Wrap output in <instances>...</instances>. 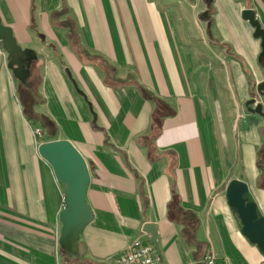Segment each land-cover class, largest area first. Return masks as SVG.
Segmentation results:
<instances>
[{"label":"crops","instance_id":"1","mask_svg":"<svg viewBox=\"0 0 264 264\" xmlns=\"http://www.w3.org/2000/svg\"><path fill=\"white\" fill-rule=\"evenodd\" d=\"M211 1L200 19L207 0H0L35 54L19 56L27 83L0 54V264H110L149 242L145 224L162 264H205L208 251L264 264L226 198L242 181L264 217V117L245 106L264 102L262 49L242 16L264 29V0ZM38 114L46 141H69L87 165L93 218L75 249L59 245L66 189L38 153Z\"/></svg>","mask_w":264,"mask_h":264},{"label":"water","instance_id":"2","mask_svg":"<svg viewBox=\"0 0 264 264\" xmlns=\"http://www.w3.org/2000/svg\"><path fill=\"white\" fill-rule=\"evenodd\" d=\"M242 16L254 28V38L261 41L262 51L258 57V63L264 69V29L253 10L243 11ZM0 40L7 53L9 67L20 81L27 83V73L19 61V56L26 55L29 58L28 63H30L32 58H35V54L30 50H21L16 43L12 30L5 27L1 19ZM69 77L77 88L76 82L70 74ZM77 91L79 94L84 95L78 88ZM257 92L260 97L264 98V81L257 85ZM252 105H254L253 109L251 108ZM245 106L247 111L264 117V105L262 103L257 104L256 100L252 99ZM38 153L53 167L57 180L66 189V207L60 216L62 231L59 245L65 250L75 249L79 234L93 218L90 208L85 202L90 182L86 162L76 148L66 140L41 143L38 147ZM226 198L229 207L236 212L242 224L244 237L250 243L257 245L264 253V217L259 214L258 207L252 200L247 184L239 180H232L228 185ZM143 232L149 236V243L154 246L157 254L162 257L156 227L153 224H145Z\"/></svg>","mask_w":264,"mask_h":264},{"label":"built area","instance_id":"3","mask_svg":"<svg viewBox=\"0 0 264 264\" xmlns=\"http://www.w3.org/2000/svg\"><path fill=\"white\" fill-rule=\"evenodd\" d=\"M0 54L7 56L0 40ZM34 136L39 135L35 129ZM110 264H162V258L149 242L135 239L119 255L109 260ZM205 264H225L213 252L208 251L204 257Z\"/></svg>","mask_w":264,"mask_h":264},{"label":"rangeland","instance_id":"4","mask_svg":"<svg viewBox=\"0 0 264 264\" xmlns=\"http://www.w3.org/2000/svg\"><path fill=\"white\" fill-rule=\"evenodd\" d=\"M262 104L264 105V102ZM263 113H264V110H263ZM42 119H43V116L41 114H38L37 115V120L34 121L35 125L33 124V129H32L33 133H34L35 129L38 130L39 133H40L39 135L37 134L36 136H34V134H33V138H34V140H35V142H36L38 147H39V145L41 143L47 142L46 139L50 137V134L43 127ZM38 147H37V149H38ZM71 261L74 262L75 260L73 261L71 259ZM74 264H84V263H79L78 262V263H74Z\"/></svg>","mask_w":264,"mask_h":264},{"label":"trees","instance_id":"5","mask_svg":"<svg viewBox=\"0 0 264 264\" xmlns=\"http://www.w3.org/2000/svg\"><path fill=\"white\" fill-rule=\"evenodd\" d=\"M210 0H207L208 5L210 6V11L208 13H203L200 14V19H205L208 18V16H210L211 13H214V9L212 8V1L209 2ZM209 24H211V22H209ZM43 121V120H42ZM43 127L48 130L47 125L43 122ZM50 137H51V133H50ZM258 166L259 168L262 170V176L264 175V145L263 147L260 149V151L258 152ZM74 261V260H73ZM82 263L81 259H77L74 262L71 261V259H67L66 263L67 264H74V263Z\"/></svg>","mask_w":264,"mask_h":264}]
</instances>
